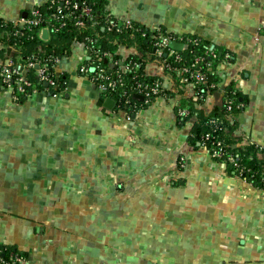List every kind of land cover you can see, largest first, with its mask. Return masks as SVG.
<instances>
[{"label":"crops","instance_id":"1","mask_svg":"<svg viewBox=\"0 0 264 264\" xmlns=\"http://www.w3.org/2000/svg\"><path fill=\"white\" fill-rule=\"evenodd\" d=\"M47 2L0 0V17L20 22ZM100 2L114 19L216 48L220 79L200 106L220 105L232 84L242 105L231 133L264 163V0ZM68 55L54 95L15 101L0 86V246L23 264H264V186L191 143L193 120L176 108L197 98L193 85L179 92L152 61L167 92L107 107L110 96L77 72L82 47Z\"/></svg>","mask_w":264,"mask_h":264},{"label":"trees","instance_id":"2","mask_svg":"<svg viewBox=\"0 0 264 264\" xmlns=\"http://www.w3.org/2000/svg\"><path fill=\"white\" fill-rule=\"evenodd\" d=\"M87 1L92 5L95 23L91 21L85 27L77 28L68 20L66 25L58 30H52L49 27V36L46 38L39 36L37 32L38 26H33L29 29L23 27L21 28L22 34H14V30L18 29L17 25L0 17V59H3L6 54H10L14 58L23 59L34 54L39 57L46 55L63 57L71 52V46L77 40L94 50V53H96L94 57H97L98 52L108 51L120 61L131 59L141 62V66L134 77L132 74L126 76L123 86L125 88H128L135 81L151 83L156 78L159 79V75L147 76L143 70L148 61L154 60L153 47L150 40L151 30L134 22L132 24L138 30H108L104 25V16L108 12L104 11L100 0ZM36 9L41 13L40 17L44 20L43 18L48 12L46 3L43 6L36 7ZM29 15L30 11L27 16ZM184 36H188L191 39L185 40L184 47L181 50H177L181 59L174 60L170 56L164 57L165 61L171 66L180 67L194 63L197 60L195 67L203 74V79L198 84L193 85L197 98L195 100L192 97L185 99L180 104L186 106L191 115L187 117L177 116L178 120L181 123L188 119L193 120L191 124V143L193 145L199 143V146L211 149L213 143L220 142L223 154L220 158L213 157L226 163L231 170L240 173L252 184L264 186V163L256 155L259 147L254 144L237 145L231 133L232 124L228 116L237 111L242 105V102L238 99L237 90L232 84H227L224 87V95L233 100L229 109L224 102L209 111L200 106L201 102L199 101L203 99L205 93L215 89L216 86H211V84L217 85L219 82L220 77L215 73L214 68L217 60L221 59L223 55H218L216 48L210 49V44L198 37L192 35ZM120 46H133L134 50L127 56H122L117 52ZM164 74L170 75L175 87H179V92L183 90V85L186 83L182 81V74L168 70V68L164 69ZM32 79H35V76H32ZM59 79L62 81L63 76L59 75ZM166 92L167 90L163 88L162 84L159 94ZM105 94L115 100L117 107H122L123 104L118 102L116 93L108 91ZM157 95L152 96L149 102ZM131 102L136 103V105L145 104L143 100L134 99ZM229 156L234 158L236 164L229 161ZM0 248L4 250L3 253L5 254H7V251L18 252L12 246H0Z\"/></svg>","mask_w":264,"mask_h":264},{"label":"built area","instance_id":"3","mask_svg":"<svg viewBox=\"0 0 264 264\" xmlns=\"http://www.w3.org/2000/svg\"><path fill=\"white\" fill-rule=\"evenodd\" d=\"M46 8L48 12L43 18L44 20L40 17L41 13L36 8H33L30 10V15L20 22L13 21L18 27L13 33L22 34L21 28L29 29L30 27L38 26L37 32L39 36L42 37V30L45 29L48 37L49 27L52 30H58L70 20L77 28H83L91 21H94L95 17L92 5L87 0H48ZM104 25L108 30H138V28H134L132 22L114 19L109 13H106L104 16ZM150 30L154 60L148 61L145 64L143 69L145 75H158L147 68L148 63L153 61L163 73L164 69L168 68V70L182 74V81L186 84L195 85L201 82L203 74L195 67L197 60L191 64L175 67L166 63L164 58L171 56L174 60L181 59L177 50L169 46V42L171 40L181 42L184 47V41L191 38L184 35L167 33L160 27ZM75 46L82 47L86 56L78 64L77 72L94 82L104 93L108 91L116 93L118 102H122L123 104L122 107L131 109L136 107V103L131 102V100H134L132 94L140 95L144 103H148L152 96L159 94L162 85L160 75L159 79L156 78L151 83L135 81L128 88L123 87L126 76L132 74L134 77L141 66V62L131 59L120 61V59L114 58L108 51L98 52L97 57H94L96 54L94 50H91L89 46L77 40L73 42L71 48ZM60 60L61 57L51 55L39 57L34 54L23 59L14 58L10 54H6L0 61V86L9 89L15 101L22 100L40 91L54 95L62 86V81L59 79L60 73L57 72ZM32 76H35V79H32ZM211 86L216 85L211 84ZM232 101L227 95L224 97V103L228 105V109ZM176 115L178 117H187L191 114L186 106L179 105L176 108ZM206 149L212 156L217 158H220L223 154L220 142L213 143L211 149ZM228 159L236 164L233 157L229 156ZM3 252L4 250L0 248V264L24 263L22 254L14 251H7V254Z\"/></svg>","mask_w":264,"mask_h":264},{"label":"water","instance_id":"4","mask_svg":"<svg viewBox=\"0 0 264 264\" xmlns=\"http://www.w3.org/2000/svg\"><path fill=\"white\" fill-rule=\"evenodd\" d=\"M46 37H47V31L45 29H43L42 30V38H46ZM169 46L176 49V50H181L183 47V43L171 40L169 42ZM132 97L138 101L142 100V97L138 94H133ZM113 104H114V100L112 98H110V97L105 98V100H104L105 106L110 107Z\"/></svg>","mask_w":264,"mask_h":264},{"label":"rangeland","instance_id":"5","mask_svg":"<svg viewBox=\"0 0 264 264\" xmlns=\"http://www.w3.org/2000/svg\"><path fill=\"white\" fill-rule=\"evenodd\" d=\"M68 56H71V55H67L66 57H68ZM73 56V55H72ZM65 57V56H64ZM68 58H71V57H68Z\"/></svg>","mask_w":264,"mask_h":264}]
</instances>
